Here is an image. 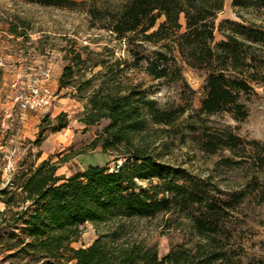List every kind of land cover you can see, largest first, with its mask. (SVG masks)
<instances>
[{
	"label": "trees",
	"instance_id": "1",
	"mask_svg": "<svg viewBox=\"0 0 264 264\" xmlns=\"http://www.w3.org/2000/svg\"><path fill=\"white\" fill-rule=\"evenodd\" d=\"M11 1L55 8L83 6L91 24L108 31L115 40H125L127 45L159 44V51L136 58L131 65L137 67L143 61L144 71L154 80L186 86L180 63L206 71L199 108L187 116L190 122L196 118L201 123L202 117L223 113L243 121L247 111L241 99L254 94L255 87L264 93V0H231L237 21L224 20L218 26L215 19L225 0ZM215 32L221 36L217 43ZM85 63L86 58L73 53L62 69L58 88H75L74 77ZM118 72L90 91L81 122L93 126L107 121L92 147L121 163L88 166L65 177L56 175V163L44 160L16 173L0 188V243L4 251L11 252L8 258L19 264H223L225 254L217 245L214 222L219 207L205 202L206 195L197 182L186 180L185 175L175 180L148 141L151 126H170L184 116L189 101L161 109L136 86L117 79ZM84 83L90 85L88 80ZM75 90L80 99L85 98L83 89ZM193 94L190 90V96ZM56 122L51 131L66 127L64 115ZM191 130V140L206 154L221 149L234 155L242 142L228 131L214 135L204 129L194 135L196 129ZM249 144L259 146L256 141ZM257 158L264 167V147ZM223 163L229 168L239 165L229 158ZM172 206H179L182 212L189 206L203 207L208 216L202 220L186 215L197 243L171 248L159 257L155 247L133 237L131 225L135 220L169 213ZM86 224L95 229L96 236L88 246L74 248Z\"/></svg>",
	"mask_w": 264,
	"mask_h": 264
},
{
	"label": "rangeland",
	"instance_id": "2",
	"mask_svg": "<svg viewBox=\"0 0 264 264\" xmlns=\"http://www.w3.org/2000/svg\"><path fill=\"white\" fill-rule=\"evenodd\" d=\"M72 1L83 3L86 0ZM224 20L237 21L231 0H225L215 25ZM180 24L183 29L182 18ZM220 40L221 36L215 32L214 43ZM154 51H159V44L133 42L127 45L125 40H115L108 31L91 24L83 6L55 8L0 0V188L16 173L44 160L56 163V175L65 177L88 166L113 167L121 163L99 147H92L107 121L93 126L81 122L90 91L108 82L118 69L117 79L125 85L136 86L161 109L170 110L189 101L184 116L170 126H151L148 135L151 148H155L159 162L170 169L175 180L185 175L186 180L197 182L206 195L205 202L219 207L214 222L218 229L217 245L225 254L223 264L227 261L264 264V167L257 158L264 147V93L255 87L254 94L241 99L247 111L243 121H234L223 113L202 117L201 123L195 118L194 124L187 116L199 108L206 71L180 63L186 85L183 87L180 83L152 79L144 71L143 61L137 67L131 66L136 58L148 57ZM73 53L86 58L73 80L75 88L83 89L84 99L78 97L75 88H58L62 69ZM96 63L101 66L93 67ZM42 71L49 73L48 90L53 99L43 109L20 113L15 96L26 91L33 79L41 78ZM86 80L90 85L84 83ZM59 115L65 116L66 127L51 131L58 124ZM191 129H196L194 135L204 129L214 135L228 131L238 135L242 142L234 155L221 149L215 154H206L191 140L194 137ZM36 140H39L37 144ZM250 141H256L259 146L250 145ZM226 158L239 165L227 167L223 163ZM179 183L182 184L180 180ZM186 215L202 220L208 216L203 207L189 206L182 212L179 206H172L169 213L133 221V237L155 247L159 257L180 245L190 247L198 238ZM95 236V229L86 224L80 242L72 246H88ZM10 254L0 243V264H19L8 258Z\"/></svg>",
	"mask_w": 264,
	"mask_h": 264
},
{
	"label": "built area",
	"instance_id": "3",
	"mask_svg": "<svg viewBox=\"0 0 264 264\" xmlns=\"http://www.w3.org/2000/svg\"><path fill=\"white\" fill-rule=\"evenodd\" d=\"M49 73L47 71L41 72V78H35L31 81L26 91L18 93L14 102L17 110L24 113L29 110L43 109L49 106L53 99L48 90Z\"/></svg>",
	"mask_w": 264,
	"mask_h": 264
}]
</instances>
